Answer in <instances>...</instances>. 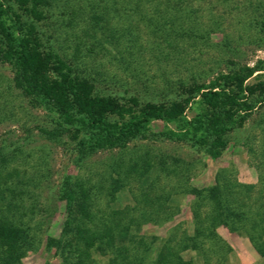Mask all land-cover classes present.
<instances>
[{
    "label": "rangeland",
    "instance_id": "374dc122",
    "mask_svg": "<svg viewBox=\"0 0 264 264\" xmlns=\"http://www.w3.org/2000/svg\"><path fill=\"white\" fill-rule=\"evenodd\" d=\"M176 12L182 23H148ZM37 29L43 46L92 81L96 91L141 101L166 102L176 97L179 82L207 81L264 58V0H50ZM54 119L14 86L11 68L0 63V188H19V205L11 213L35 237L23 264H62L45 247V237H61L66 226L60 199L66 179L90 190L99 215L122 212V222L136 219L128 238L150 246L148 264L164 243L192 264H264L242 231L224 226L214 230L218 239L199 238V251L182 250L194 230L189 187L213 185L224 170L221 176L231 182L255 186L250 203L261 193L264 203V107L228 135L217 159L162 138L80 159L74 141L42 134ZM113 179L122 188L112 200Z\"/></svg>",
    "mask_w": 264,
    "mask_h": 264
},
{
    "label": "trees",
    "instance_id": "16d2710c",
    "mask_svg": "<svg viewBox=\"0 0 264 264\" xmlns=\"http://www.w3.org/2000/svg\"><path fill=\"white\" fill-rule=\"evenodd\" d=\"M49 5L50 0H0V63L11 68L14 86L24 96L54 115V127L41 129L42 134L50 140L67 137L74 141L80 159L100 151L121 150L134 140L150 138L187 143L217 159L228 145V135L244 127L264 107V58L219 72L207 81L179 82L176 97L166 102L103 95L67 60L51 47L43 46L37 22L44 19V8ZM148 20L182 23L177 12L160 21ZM154 124H161V129L156 130ZM261 164L264 192V150ZM222 172L213 185L187 189L194 197V230L182 250L199 251L198 239H218L214 230L224 226L230 231H242L264 258L263 195L250 203L255 186L231 182L221 176ZM112 183L115 185L109 196L113 200L122 185L117 179ZM19 194L17 187L0 188V264H23L22 259L35 241L29 226L11 213L19 205H14ZM60 199L68 215L66 226L61 237L46 236L45 247L53 250L62 264H100L95 254L105 259L101 264H148L150 246L128 238L136 219L122 222V212L99 215L90 190L68 179L60 188ZM201 256L205 260V255ZM150 264L192 263L180 253H172L164 243Z\"/></svg>",
    "mask_w": 264,
    "mask_h": 264
}]
</instances>
